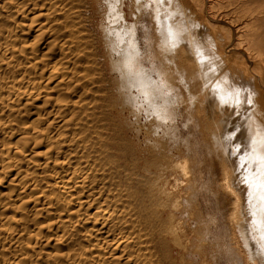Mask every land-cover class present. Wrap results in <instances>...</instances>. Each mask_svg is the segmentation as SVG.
<instances>
[{"label": "bare ground", "instance_id": "obj_1", "mask_svg": "<svg viewBox=\"0 0 264 264\" xmlns=\"http://www.w3.org/2000/svg\"><path fill=\"white\" fill-rule=\"evenodd\" d=\"M226 256L264 264V0H0V264Z\"/></svg>", "mask_w": 264, "mask_h": 264}, {"label": "rangeland", "instance_id": "obj_2", "mask_svg": "<svg viewBox=\"0 0 264 264\" xmlns=\"http://www.w3.org/2000/svg\"><path fill=\"white\" fill-rule=\"evenodd\" d=\"M213 130H217L216 128H213ZM187 135V134H186ZM185 135V136H186ZM198 133L195 132L193 133V135L190 136V139L192 141V144H196L195 145V151H193V154L197 156L198 159L201 158H206V163L209 166L210 163L212 164L213 160L215 159L213 152H212V144L211 141L208 143L207 148H209L210 151H207L208 149H206V147L203 145L202 141H201V137L199 135L198 137ZM196 137V138H195ZM198 140V141H197ZM198 146V147H197ZM202 146V147H201ZM200 147V148H199ZM199 149V150H198ZM200 151V153H199ZM205 154H204V153ZM203 153V154H202ZM212 154V155H211ZM205 155V156H204ZM207 155V156H206ZM200 157V158H199ZM214 157V158H213ZM213 158V159H212ZM208 159V160H207ZM205 163V164H206ZM206 166V168L208 167ZM214 176H211V184L208 181L205 187H201L200 183L197 189L198 195H197V204H198V209L200 211V217L199 221H194V224H192L193 226H199V228L201 230H204V232L206 233L207 238L209 239V241L211 242V245L209 248H207V252L209 254L212 253V251L215 249L216 247V243H218L219 241L224 242L225 244H229V238H230V233L229 230L227 228V223L226 221H223L221 216H219V211H218V205L215 202V199L212 196V192L215 189V184L213 182L214 180ZM211 186V187H210ZM206 192V193H205ZM210 193V194H209ZM209 196V197H208ZM212 196V197H210ZM212 198L214 199L212 201ZM216 204V205H215ZM214 207H213V206ZM205 209V210H204ZM215 210V211H214ZM218 213H217V211ZM203 211V212H202ZM216 212V213H215ZM206 220V221H205ZM214 220V221H213ZM222 222V223H221ZM212 225V226H211ZM203 226V227H202ZM223 233H222V231ZM223 235V236H222ZM219 240V241H218ZM226 244V245H227ZM230 260L229 257L226 256L225 260L222 262V264H232V262Z\"/></svg>", "mask_w": 264, "mask_h": 264}]
</instances>
